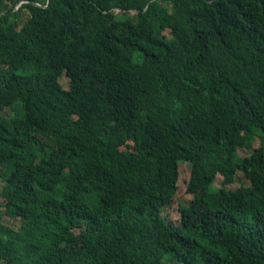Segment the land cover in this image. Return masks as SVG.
<instances>
[{"label":"trees","instance_id":"16d2710c","mask_svg":"<svg viewBox=\"0 0 264 264\" xmlns=\"http://www.w3.org/2000/svg\"><path fill=\"white\" fill-rule=\"evenodd\" d=\"M167 263L264 264V0H0V264Z\"/></svg>","mask_w":264,"mask_h":264},{"label":"rangeland","instance_id":"374dc122","mask_svg":"<svg viewBox=\"0 0 264 264\" xmlns=\"http://www.w3.org/2000/svg\"><path fill=\"white\" fill-rule=\"evenodd\" d=\"M26 18H27V13L25 12L23 14V22L26 20ZM62 84L64 85V87L66 89H68L69 88V79L67 77L63 78ZM249 155H251V154L249 152L244 151V150H242L240 152L241 158H246ZM191 176H192V164L190 162L182 161V163H181V179H180L181 191L177 195V198H176L177 201H176L175 205L171 208H167L166 212H165L166 214H171L176 219L179 218V216H180L179 211H178V205L180 203H182L184 205H189L193 200V197L187 193L188 186H189V183L191 181ZM222 182H223V178L219 177L217 182H216V187L220 188ZM242 185H248V182L244 179V177L242 175H240L238 178L237 184H235L234 186H231L230 190L236 191V190L240 189ZM167 264H169V263H167Z\"/></svg>","mask_w":264,"mask_h":264}]
</instances>
